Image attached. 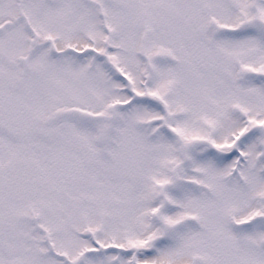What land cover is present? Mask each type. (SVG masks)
Masks as SVG:
<instances>
[{
	"label": "snow or ice",
	"instance_id": "1",
	"mask_svg": "<svg viewBox=\"0 0 264 264\" xmlns=\"http://www.w3.org/2000/svg\"><path fill=\"white\" fill-rule=\"evenodd\" d=\"M0 264H264V0H0Z\"/></svg>",
	"mask_w": 264,
	"mask_h": 264
}]
</instances>
